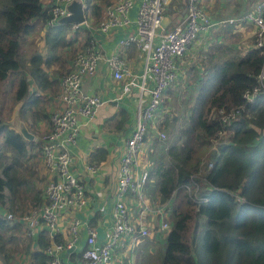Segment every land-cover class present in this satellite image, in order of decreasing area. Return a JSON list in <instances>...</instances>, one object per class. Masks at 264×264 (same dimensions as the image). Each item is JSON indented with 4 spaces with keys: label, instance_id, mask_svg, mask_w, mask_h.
<instances>
[{
    "label": "trees",
    "instance_id": "trees-1",
    "mask_svg": "<svg viewBox=\"0 0 264 264\" xmlns=\"http://www.w3.org/2000/svg\"><path fill=\"white\" fill-rule=\"evenodd\" d=\"M99 1L106 6L113 0ZM86 4L96 17L100 16V5L91 4L90 0ZM51 7V3L44 5L41 0H0V208L3 212L26 211L21 200L23 186L32 191L30 196H25L29 206H38L43 200V190L29 182L35 171L26 167L27 160L33 158L28 155V146L33 142L25 140L10 120L19 102L17 115L35 135L34 123L49 119L35 95L39 90H51L55 83L49 82L47 73L40 67L39 54L31 56L28 67L23 57L26 38L45 28L49 52L45 64H50L53 54L62 63L57 46L62 49L70 40L65 41L66 24L47 25ZM184 7V0H171L165 14L174 19ZM79 30L83 43L77 50L88 44L91 37L88 30ZM77 50L72 47V57ZM263 58L264 50L252 46L237 60L212 64L201 80L188 124L180 128L183 141L165 148L169 162H156L149 170L145 193L149 194L147 184L153 177V191L157 188L155 200L170 201L171 224L161 264H264V94L252 103L242 98L245 89L257 84L256 74ZM58 72L62 76L68 69ZM28 75L38 89L31 94ZM237 109L240 110L237 118L227 123L218 113ZM223 133L227 138L213 145V139H219ZM37 145L40 152V144ZM208 162H213V167L206 171ZM21 170L26 174L20 175ZM23 234L19 220L8 221L1 214L0 257L8 261L14 251H19L29 254L32 264H48L45 248L49 239L44 232L36 239L26 236L23 248L10 247ZM56 240H63L62 235Z\"/></svg>",
    "mask_w": 264,
    "mask_h": 264
},
{
    "label": "built area",
    "instance_id": "built-area-1",
    "mask_svg": "<svg viewBox=\"0 0 264 264\" xmlns=\"http://www.w3.org/2000/svg\"><path fill=\"white\" fill-rule=\"evenodd\" d=\"M71 1L53 2L48 26L56 25L61 17L69 15L66 6ZM170 2L171 0H139L136 16L132 19L130 14L135 0H113L104 6L102 16L97 22L96 31L104 35L133 23L134 32L124 36L119 46L135 45L139 50L138 57L142 60L141 73L134 74L117 54L106 59L111 76L123 84L120 94L124 96L136 88L139 95L134 127L125 139L120 160L112 221L101 227L104 233L102 238L97 236L95 227L85 223L88 220L80 217L89 201L85 184L70 171V150L80 127L79 118L90 120L106 103L98 95L81 92L84 78L96 73L101 58L97 42L92 36L88 44L82 45L76 51L68 72L59 79L58 93L55 95L57 105L49 115L48 129L41 134L39 140V156L48 173V180L41 188L43 200L40 205L21 214L3 212L0 208V215L8 221L19 220L22 223L24 234L28 238L36 239L44 232L49 239V245L45 248L48 264H108L115 258L116 251H122L120 258L124 264H132L125 251L133 253L139 240L150 236L153 231L158 235L166 234L170 228V201H148L145 184L149 170L139 166L138 154L146 137L155 136L160 141L166 138L164 132L157 130V122L161 121L165 92L171 85L178 83L183 74L178 61L194 45L197 38L209 34L217 24L224 23L252 26L253 46L264 50V0H256L253 8L237 16L217 21L202 9L201 0H184V20L171 29L162 31L161 20ZM81 27H89L87 18L81 24H70L73 31H78ZM80 39L76 37V46L81 45ZM256 78L257 84L242 93L246 103H252L258 95L264 94V58ZM144 95L147 99H144ZM218 113L227 123L235 120L240 110H231L228 113L219 110ZM96 166L90 164L87 170L94 171ZM212 167L213 162H208L206 170H211ZM241 200L237 198V201ZM131 210L138 214L155 213L160 221L152 228L137 226L129 219ZM65 214L69 216L67 237L58 242L56 237L61 234V226L66 224ZM82 226L85 228V236L83 244L80 245ZM69 249L72 251L66 255ZM22 264L32 263L26 260Z\"/></svg>",
    "mask_w": 264,
    "mask_h": 264
},
{
    "label": "crops",
    "instance_id": "crops-1",
    "mask_svg": "<svg viewBox=\"0 0 264 264\" xmlns=\"http://www.w3.org/2000/svg\"><path fill=\"white\" fill-rule=\"evenodd\" d=\"M54 1L55 0H46L45 2L46 4H53ZM80 1H82L83 4H86V0ZM90 2L91 4L100 5V12L102 14L104 3H101V1L99 0H90ZM255 2L256 0H201L200 3L202 9L212 19L217 21L218 19H216L213 14L226 12L228 18L234 17L245 12L246 10L253 8ZM138 4L139 0H135L134 6L130 14V17L132 19H134L136 16ZM87 11H89L90 13V15H88L90 17V20H87L89 27L87 29L81 27V29L88 30L89 35L96 40L101 58L99 59L96 73L91 77L84 78L81 85V92L84 94L98 95L106 103H104L98 109L97 113L90 120L87 121L84 118H79L80 127L77 132V135L75 136V143L71 146L70 150L72 156V166L70 168V171L83 184H85V192L89 201L87 207H85V209L81 212L80 217L84 220H88L85 223L97 229L98 227L103 228L105 225L109 224L112 221L114 209V196L120 176V160L124 151L125 139L130 135L134 127L139 95L138 90L136 88H134L129 94H126L124 96L120 94L123 84L122 82L114 79L111 76L109 67L106 63V59L113 54H117L119 58H121L127 64V67L131 69L134 74L141 73L142 60L138 57L139 50L135 45H129L127 47L119 46V42L124 36L130 34L131 32H134L135 25L133 23L130 24L128 27L115 29L109 34L104 35L99 31H96L97 22L98 19L101 17V14L100 16L96 17V15H94L93 13V10L89 7ZM184 17L185 7L183 8L181 14L177 13L174 19L168 17L170 18L171 22L165 29H162V31L171 29L176 23L184 20ZM248 27L252 28V26L247 24L239 26H235L233 24H217L209 34L197 38L195 40L194 45L190 47L188 51L184 54V56L178 61L181 70H183V74L180 76V80L178 81V83L170 86V88L172 89L170 90V92H172V94H183L184 91L194 90L196 85L198 91V86H200L199 84L203 79H201V77L204 74L206 75L208 73V70L210 69L212 64H208L207 66H205L203 63H196L197 60L202 59L203 62L204 56L209 53L210 49L215 45H219L216 50L217 53L226 52V48L228 47L232 50L240 48L232 40L231 42L227 43L228 37L232 35H238L236 40L238 41V43H243V53H245L246 50L251 48L254 42L253 30H251L252 33L250 35H244V30ZM45 32L46 29L43 28L38 30L33 36L26 38V46L24 53L25 55L30 54V56H24L23 59L25 61L26 66L28 67L31 65L29 61L31 56L39 54L41 57L39 64L40 67L43 68L47 73L49 82L55 83L53 85L54 88H52L51 90L38 91L37 86L32 80V78L29 75L27 78L30 83L29 94H31V92L35 90L38 91L36 93L37 95L35 96L38 97L39 107L45 109V112L50 115L52 109L55 107V105H57L55 92L58 89L59 79L61 77V74L58 72V70H64V68L66 70H69V63L72 61V47L76 44V37L70 36L72 37L70 38V42L65 45L66 47L64 46V48L60 49V58L61 56H65V61L63 63L58 65L57 61L55 60L56 55L53 54V56L50 58V64L46 66L45 60L47 57H49V52L45 44ZM240 34H243L241 40H239ZM250 38H252V40ZM224 44H226L228 47H226ZM221 45L225 48H222ZM27 49H31V52H28L29 54L27 53ZM197 64H199L200 66H198ZM182 85H186V87L182 88ZM169 89L167 91H169ZM144 99H147L146 95H144ZM20 105L21 103L19 102L15 106L14 111L12 113V115H14V121H12V116L10 120V124L13 125L16 130L17 121H23L17 115ZM121 119L123 120L122 122ZM34 124L37 133L36 135L33 133L35 136V142L32 146H28V155H33V159H35L36 161L37 170L34 171L35 173L38 172V174H41L39 176V180L46 182V180H48L46 174L48 173H46L44 165L42 163V159H40V152L37 151L36 148L38 146L37 143L40 144L39 140L41 134L46 131L49 127V119H39ZM25 125L31 131V128L28 127L26 123ZM90 125L92 127L91 129H89ZM80 129L83 130V134L81 136L78 135ZM152 137L156 138L155 136ZM147 138L148 140H146ZM157 146L153 144L151 138H145L142 148L138 154L139 166L150 170L153 168L156 162L158 163L160 161L155 159V162H153L151 160H148L147 158L149 152H155L157 150L161 151L159 150V146ZM90 164L97 165L94 171L89 172L87 170V167ZM147 197L150 198L149 194H147ZM23 202H29L30 204V201L28 199H24ZM30 208H32V206H30L28 209ZM147 213L148 212L138 214L131 210L129 214V219L133 224L137 226L144 225L152 228V226H155L159 223L160 218L155 213ZM95 217L96 219L94 223L92 220ZM65 220L66 224L61 226L62 231L60 232L63 238L67 237L66 229L69 223V216L67 214H65ZM153 233L154 231L150 234V236L145 237L144 239H140L133 253L130 254L129 251H125L126 254H128L127 257H129V262L131 261L132 264H136L135 254L136 252H138L140 246L142 244L150 245V242L146 239L156 240L157 237H160L165 234L164 233L162 235H158L157 233ZM84 236L85 228L84 226H82L80 228V245L83 244ZM34 246L35 245H33L32 247ZM121 253L122 251H116L114 256L115 258L108 264H124L120 258ZM29 259V254L17 251L10 255L8 261H5L0 257V264H22L24 261ZM124 260L127 261L126 258H124Z\"/></svg>",
    "mask_w": 264,
    "mask_h": 264
},
{
    "label": "rangeland",
    "instance_id": "rangeland-1",
    "mask_svg": "<svg viewBox=\"0 0 264 264\" xmlns=\"http://www.w3.org/2000/svg\"><path fill=\"white\" fill-rule=\"evenodd\" d=\"M45 1L46 0H41L42 4H46ZM88 15H90V13H89V11H86L85 16H86L87 20L89 21L90 17ZM213 15L216 19H228V15L226 14V12L216 13ZM224 24H228V23H224ZM251 30H253V29L250 27L246 28L244 30V35H248V34L250 35L252 33ZM63 33L65 35V41H69L70 38H72L70 36H74V37H79V39L81 38L79 40V42L83 43V37H82V35H80L81 30L73 31L70 28L69 24H66L65 26H63ZM237 37H238V35H232V36L228 37L227 43L231 42V40H232L240 48H236V49L232 50L226 44H224L226 47H228V48H226V52L217 53L216 50L219 47V45H215L214 47H212L210 49V52L204 56L203 62H202V59H199V60H197L196 63H200V64L203 63L205 66H207L208 64H214V63L221 64L227 60L229 61V60L239 59L242 56V53L244 51V50H242L244 48V45L242 42L238 43V41L236 40ZM242 37H243V34H240L239 40H241ZM213 39H214V37H213ZM250 39L252 40V38H250ZM243 42H245V41H243ZM74 47H76V50H77V46L74 45ZM221 47L225 48L222 45H221ZM27 50H28L27 53L29 51L31 52V49H27ZM60 51L61 50H60V45H59V46H57V52H60ZM74 55H73V57H74ZM24 56L28 57V56H30V54L25 55V53H24ZM64 57L61 56L60 62L63 63L65 61ZM57 64L60 65L58 62H57ZM197 65L200 66L199 64H197ZM204 76H205V74L201 77V79ZM183 87H186V85L185 86L182 85V88ZM199 87L200 86H198V88ZM195 89L191 90V91H189V90L184 91L183 94H178V93L172 94V92H170V90H172L171 88L169 89V91L165 92L164 98H163V111H161V121L157 122V129L159 132H164L166 135V138H165V140L160 141L159 139H156V138L151 136V140L153 141V144L155 146L158 145L159 150H161V151L157 150L155 152H149L147 155L148 160L155 162L154 160L157 159L160 161L169 162V158L166 155V149L165 148L169 145H172V144L179 145L183 141V138H181L179 136V131H180V128L185 127L188 124V116L190 113V108L193 105L194 97L198 92L197 91V85L195 86ZM57 93H58V89L55 92V95H57ZM168 99H169V103H168ZM8 103H10L9 100L7 101V104ZM174 118H175V120H174ZM12 121H14V115H12ZM91 128L92 127L90 125L89 129H91ZM82 129H80L79 134H78L80 136L83 134ZM219 136H220L219 139H213V145L215 144L216 141L226 139L228 135L223 133L222 135H219ZM146 140H148V138ZM34 142L35 141H33L32 144H34ZM26 167L28 169L30 168L31 170H37L35 159H33V158L28 159V161L26 162ZM206 171H208V170H206ZM25 172L26 171L21 170L22 174H20V175H23ZM40 175H41L40 173L38 174V172H36L32 177L29 178V182L35 183L37 186V189L42 188L43 183H44L43 181L39 180ZM25 179H26V175H25ZM152 181H153V177L151 178V180H149V182L147 184V187H148L147 191H148L149 197H150V199L148 197H147V199L151 200L153 203H156L157 201L155 199L157 197L154 194V191L156 193L157 188L154 189V191H153V185L155 183L152 184ZM30 183H29V185H30ZM38 187H40V188H38ZM28 188H31V185L28 186ZM27 190L28 189L25 186H23L21 189V194H22L21 200H23V201L25 199V196L31 195L32 191H30V190L27 191ZM22 204H25L24 205V206H26L25 210H27L30 207L28 205L29 202H27V203L23 202ZM19 205H21V204H19ZM17 214H21V213H17ZM170 224H171V222H170ZM17 237H19V238H17L18 243L13 242V244L10 245V247L13 248L14 250L18 249L20 247L23 248V246H25V244H26V238L27 237L25 236V234H23L22 238L20 236H17ZM165 238H166V234H164L160 237H157L156 240L146 239L147 241L150 242V245L149 244H147V245L142 244L140 246L138 252H136V254H135L136 264H161V257H162L163 249H164L165 242H166ZM15 252L16 251H14L13 253H15Z\"/></svg>",
    "mask_w": 264,
    "mask_h": 264
},
{
    "label": "water",
    "instance_id": "water-1",
    "mask_svg": "<svg viewBox=\"0 0 264 264\" xmlns=\"http://www.w3.org/2000/svg\"><path fill=\"white\" fill-rule=\"evenodd\" d=\"M69 15L63 16L58 20L59 24H81L85 21L86 16L85 13L88 10V6L83 4L80 0H72L66 6ZM171 22L170 18L166 14H164L163 19L161 20V28L165 29L168 24ZM16 128L18 133L27 141H34L35 136L34 134L27 128L23 121H17ZM97 236L102 238L104 236L103 230L101 227L96 229ZM72 249L67 250L66 255L71 252Z\"/></svg>",
    "mask_w": 264,
    "mask_h": 264
}]
</instances>
